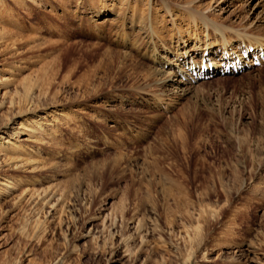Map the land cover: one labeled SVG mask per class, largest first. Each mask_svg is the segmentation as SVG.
<instances>
[{"label":"rangeland","instance_id":"rangeland-1","mask_svg":"<svg viewBox=\"0 0 264 264\" xmlns=\"http://www.w3.org/2000/svg\"><path fill=\"white\" fill-rule=\"evenodd\" d=\"M0 29V264H264L263 0H0Z\"/></svg>","mask_w":264,"mask_h":264},{"label":"bare ground","instance_id":"bare-ground-1","mask_svg":"<svg viewBox=\"0 0 264 264\" xmlns=\"http://www.w3.org/2000/svg\"><path fill=\"white\" fill-rule=\"evenodd\" d=\"M264 1V0H263ZM186 8V7H185ZM191 8V7H190ZM185 10V9H184ZM188 11V13H190L191 14V17H194V16H196V15H198V13L197 12H194V11H191V10H187ZM186 11V12H187ZM198 16H200V15H198ZM205 16V15H204ZM206 18V17H205ZM205 18L204 17H202V16H200V18L199 19H201L202 20V23H205ZM194 19H197V17H194ZM211 24V26L213 27V28H215V32H216V35L217 34H219L218 32H219V30H221V27H220V25L219 24H217L216 22H211L210 23ZM209 25V24H208ZM210 26V25H209ZM222 34V33H221ZM4 35H6V31L4 30H1L0 29V39L1 38H3V36ZM237 35L240 37L241 35H240V33H237ZM246 36V35H245ZM218 39H219V37H218ZM248 39V41L251 43V45H256V47L258 46V49H259V51H257V52H255V54H254V56L253 57H250V55H249V53L247 52L245 55H247L248 54V56L247 57H249V59H251L252 60V62L256 59L255 57H257L256 55L257 54H261V52H262V50L264 51V43L262 42V40L261 39H259V38H252V37H248L247 38ZM254 49H256V48H254ZM262 49V50H261ZM107 50V52H108V55L110 56V57H112V58H114V55H116V58L114 59V60H118V61H121V62H123L124 63V61H128L129 60V58H130V56L129 55H127V53H123V52H119V51H116V50H110V49H106ZM226 51V50H225ZM227 51H229V50H227ZM225 52L224 53V56H227L228 55V52ZM247 51V50H246ZM106 54V53H105ZM209 54V53H208ZM107 55V56H108ZM258 57H260V55H258ZM232 58V57H231ZM230 58V59H231ZM230 59H227L226 61V63L228 64V63H231V60ZM235 59V58H234ZM260 59V58H259ZM134 60V59H133ZM235 61H236V59L232 62L233 63V65L232 66H229L228 65V69L230 68H233V69H238V68H240L241 66H243V64L245 63V61H243L242 60V62L240 63V64H238V66L236 65V63H235ZM126 64V63H125ZM139 66V65H138ZM140 67V66H139ZM145 69V68H144ZM146 70V69H145ZM226 70V69H225ZM199 71H201V74H206L207 72H208V70L206 69V70H198V71H196L197 73L199 72ZM209 71H211V69L209 70ZM146 73H148L150 76H151V74H153V71L151 72V69L149 68V69H147V72ZM155 73V72H154ZM146 75V74H145ZM146 76H148V75H146ZM149 77V76H148ZM25 96L26 97H29V92H30V90H31V86L30 85H26L25 84ZM24 96V97H25ZM25 97V98H26ZM36 193V192H35ZM209 194V193H208ZM41 195V194H40ZM46 197V196H45ZM48 197V196H47ZM227 197H228V199L229 200H232V198H233V195H232V193H230V192H228L227 193ZM224 210V209H223ZM222 208L220 209V210H216L215 208H213V207H210V206H208V205H205L202 209H201V212H200V215H199V217L196 219V222L194 221V220H191V219H189V221L192 223V221H194L195 222V224L196 225H194V223H193V230H192V232H193V235H190V242H188V243H190L191 245V250H193L195 247H198L201 243H202V241L204 240L203 239V229H202V225H201V221L203 220V221H207L209 224V226H212V225H214V222H212L211 221V218L212 217H214V218H218L219 216H220V214L222 213ZM193 216L190 214V216H189V218H192ZM194 218V217H193ZM188 220V219H187ZM140 224V228H142V224L141 223H139ZM26 225V224H25ZM205 228V227H204ZM190 231H191V228L189 229ZM23 231H24V229H23ZM26 231V230H25ZM189 233V232H188ZM23 234H24V232H23ZM192 234V233H191ZM206 237V236H205ZM191 252L187 255V257L185 258V261H184V264H188L187 262L189 261V259H190V257H191Z\"/></svg>","mask_w":264,"mask_h":264}]
</instances>
